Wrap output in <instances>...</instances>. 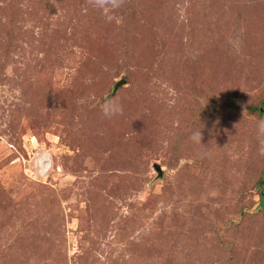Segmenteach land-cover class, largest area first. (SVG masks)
<instances>
[{
  "label": "rangeland",
  "instance_id": "1",
  "mask_svg": "<svg viewBox=\"0 0 264 264\" xmlns=\"http://www.w3.org/2000/svg\"><path fill=\"white\" fill-rule=\"evenodd\" d=\"M261 120L264 0H0V264H264Z\"/></svg>",
  "mask_w": 264,
  "mask_h": 264
},
{
  "label": "clouds",
  "instance_id": "2",
  "mask_svg": "<svg viewBox=\"0 0 264 264\" xmlns=\"http://www.w3.org/2000/svg\"><path fill=\"white\" fill-rule=\"evenodd\" d=\"M93 6L98 8L106 21H112L115 19V10L120 7L121 0H92ZM102 114L106 118H111L120 111V106L117 101L108 99L101 104ZM258 135L264 137V120H261L257 124ZM191 139L194 142L201 143L200 130H196L191 134ZM261 155H264V140L258 148Z\"/></svg>",
  "mask_w": 264,
  "mask_h": 264
},
{
  "label": "water",
  "instance_id": "3",
  "mask_svg": "<svg viewBox=\"0 0 264 264\" xmlns=\"http://www.w3.org/2000/svg\"><path fill=\"white\" fill-rule=\"evenodd\" d=\"M125 84V80H120L118 81L115 86H114V93H116V91L122 86Z\"/></svg>",
  "mask_w": 264,
  "mask_h": 264
}]
</instances>
